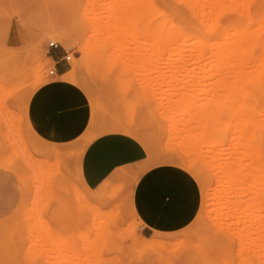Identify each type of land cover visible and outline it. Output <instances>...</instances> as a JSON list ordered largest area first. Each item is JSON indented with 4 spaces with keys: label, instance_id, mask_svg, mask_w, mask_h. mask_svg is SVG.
Masks as SVG:
<instances>
[{
    "label": "rangeland",
    "instance_id": "rangeland-1",
    "mask_svg": "<svg viewBox=\"0 0 264 264\" xmlns=\"http://www.w3.org/2000/svg\"><path fill=\"white\" fill-rule=\"evenodd\" d=\"M198 1L204 4L206 0ZM228 1L221 3L230 5L226 8L215 4V11H222L220 16L215 12L219 16L215 40L221 42L220 47L226 40L231 50L228 59L227 52H216L227 53L224 60L207 51L198 54L201 43L193 24H177V19L173 20L176 23L157 22L162 17L157 16L162 9L159 0H153L159 7L157 14L156 6L154 10L142 8L140 2L131 6L130 0L128 7L140 6L141 14H137L140 8L133 10L138 9L137 16L144 14V21L135 17L132 8H125L129 3L125 5L124 0H0V264H264V173L254 167L257 163L251 164L254 154H233L232 148L220 154V149L229 146L228 136L244 130L242 119L254 116L261 126L252 117L246 120L259 130L264 125V0ZM89 8H94L95 15ZM106 8L122 20L111 24V33L103 36L101 31L99 38L93 37L89 24L94 22L88 24L87 19L97 18L98 11L106 24L112 23L115 17L112 21ZM227 29L231 32L224 39L222 33ZM50 41L60 45L56 50L61 57L64 52L70 55L68 62L62 60L70 68L64 78L83 91L90 105L89 132L132 134L147 151L144 172L157 173L177 195L188 192L193 208L183 226L143 235L133 206L135 179L99 191L87 190L77 172L85 145L48 141L32 127L29 100L53 77L49 75L53 67ZM215 59L218 70L210 67ZM200 101L207 103L203 107ZM213 105L227 132H219L222 140L218 142L212 141L213 128L212 133L207 128L215 122L204 117V133L198 120L202 116L196 115L204 108L209 112ZM185 108L196 115L195 120L190 114L184 117ZM250 124L245 127L251 128ZM188 126L194 127L192 131L200 126L197 130L206 137H198V131L191 136ZM239 134L249 137L245 130ZM257 134L264 138V126ZM211 144L217 148H210ZM205 156L214 157L209 159L212 163Z\"/></svg>",
    "mask_w": 264,
    "mask_h": 264
},
{
    "label": "crops",
    "instance_id": "crops-1",
    "mask_svg": "<svg viewBox=\"0 0 264 264\" xmlns=\"http://www.w3.org/2000/svg\"><path fill=\"white\" fill-rule=\"evenodd\" d=\"M50 57L56 75L49 77L29 100L28 118L35 131L51 142L85 145L81 146L77 172L87 190L99 191L121 180L135 179L133 206L143 235L187 223L193 208L188 192L177 195L157 173L144 172L147 151L132 134L90 133L91 108L83 91L64 78L70 68L59 62L61 52L53 50Z\"/></svg>",
    "mask_w": 264,
    "mask_h": 264
},
{
    "label": "bare ground",
    "instance_id": "bare-ground-1",
    "mask_svg": "<svg viewBox=\"0 0 264 264\" xmlns=\"http://www.w3.org/2000/svg\"><path fill=\"white\" fill-rule=\"evenodd\" d=\"M125 1V5H127L128 3V5H127V7H125V8H128L127 10H129V8L130 7H128L129 5H130V0H124ZM126 1H128L127 2V4H126ZM133 0H131V2H132ZM159 1H161L159 4H161V7H162V9H163V13L161 14V11L160 10H162V9H160L159 10V7H157L156 5H155V3L153 2V0H142V2H140L139 0L137 1H133L132 3H131V6H133L132 4H135V5H137L136 3L137 2H140V6L143 8V7H150V9L151 10H154L153 9V7L154 6H156V8H155V10H154V12L156 13L157 12V10H159L157 13H159L157 16H159V20H157L156 19V21L157 22H160V23H163V22H173V20H175V19H177L176 20V22H180V23H177V24H181V23H186V25L185 26H189L190 24H191V26H193L194 28H195V35H196V38H197V41H198V43L200 42L201 43V49H199V50H197V52H198V54H204L206 51L207 52H209V53H211L215 58L217 57V56H215V55H218V57H219V53L217 54L216 52H221V53H224V52H227V53H225V55L223 54H221L220 55V57L222 56V58L224 57V56H227V55H229L226 59H228L229 57H230V52H231V50L229 51L228 50V48H229V46L227 45V43H224V42H226V40H223L224 42V45H225V47H223V43H222V46L220 47V44H221V42L219 43L218 41V43L216 42V40H215V28H218L219 27V23L218 22H216V23H218L217 25H218V27H215V20L221 15V13L220 12H222V11H219V9L221 8L220 6V8L218 7V11L219 12H216L215 11V7L217 8V6L215 5V4H217V5H220L221 3H223V4H225V2H226V4L227 3H229V1L228 0H224V2H223V0L221 1H216V3H215V0H201L202 1V3L204 2V4H201L200 3V1H198V0H163V2H162V0H159ZM228 1V2H227ZM145 2V3H144ZM217 2H220V4L219 3H217ZM97 3H98V0H97ZM96 3V4H97ZM141 3H142V5H141ZM144 3V4H143ZM154 4L153 6H151L150 4ZM122 4V3H121ZM147 4V5H146ZM230 4V3H229ZM228 4V5H229ZM103 5V4H102ZM227 5V6H228ZM97 6H100V5H98L97 4ZM140 6H135V7H131L132 8V10L134 9V8H140L141 9V7ZM221 6H223V7H227V6H225V5H222L221 4ZM230 6V5H229ZM91 7H92V5H91ZM103 7H105V6H103ZM152 7V8H151ZM100 8V7H99ZM99 8H97L98 10H99ZM125 8H123V9H125ZM130 8V9H131ZM158 8V9H157ZM225 8H222V10L223 9H225ZM229 8V7H228ZM227 8V9H228ZM90 9V8H89ZM94 9V8H93ZM92 9V10H93ZM100 9H103V11H104V8H102V6H101V8ZM111 9V8H110ZM109 8H106V10H107V12L108 13H110L109 15L111 16H113V12H112V9H111V11H109L110 10ZM92 10L90 9L89 11L90 12H92ZM115 9H113V11H114ZM221 10V9H220ZM229 10V9H228ZM228 10L227 11H225V12H228ZM94 11V13L92 12V14L93 15H95V10H93ZM123 11V10H122ZM133 11H135V12H133ZM132 11V13H135V17L137 16V14L139 15V14H141V12H143L142 11V9H141V11L139 10L138 11V9L137 10H133ZM139 13H138V12ZM106 12V13H107ZM136 12H137V14H136ZM218 14V13H220V14H218V15H216L217 16V18H216V16H215V14L216 13ZM87 13H89V12H87ZM96 17L98 18H94V19H92L91 20V18H88V19H90L91 21H89L88 19H87V21H88V24H89V22H94V23H92V25L91 24H89L90 26H89V28L91 29L90 30V33H91V35L93 34V37H94V35H95V37L97 36V35H99V32H103V36H105V35H107L108 33H111L112 31H113V28L111 27V24H113V23H116V22H118L119 20H122L121 18L120 19H118V18H116V15H114L113 16V18H112V21H113V19H114V17H115V19H114V21L112 22V23H109V22H107V24H106V22H104L105 21V19L104 18H102V14L101 15H99L100 14V12H99V14H98V11H96ZM103 13H105V12H103ZM107 13V14H108ZM127 13V12H126ZM131 13V12H130ZM132 13H131V15H132ZM156 13V14H157ZM155 14V15H156ZM97 15H99L100 16V18L97 16ZM161 15V16H160ZM88 16H92V15H88ZM134 16V15H133ZM142 16H144V14H142ZM142 16H137V18L138 19H142V21H144V18H145V16L144 17H142ZM94 17V16H93ZM104 17V16H103ZM141 17V18H140ZM148 17V16H147ZM111 18V17H110ZM158 18V17H157ZM137 19V20H138ZM149 20H150V18H149ZM108 21V20H107ZM110 21V20H109ZM176 22H173V23H176ZM230 22V21H229ZM106 24V25H105ZM188 24V25H187ZM193 24V25H192ZM229 24V23H228ZM228 26V25H227ZM93 27V28H92ZM221 27V26H220ZM53 28H54V30L56 31V30H58V31H60V29L59 28H56L55 29V27L53 26ZM94 28H97L96 30H94ZM222 28V27H221ZM221 28H220V30H221ZM89 30V29H88ZM94 30V31H93ZM99 30V31H98ZM106 32H105V31ZM219 30V29H218ZM92 31V32H91ZM223 31V30H222ZM229 29H227V30H225V32H223L222 33V35H224V39L225 38H229L228 36H229ZM98 32V33H97ZM231 32V31H230ZM102 33H100V35H101ZM221 34V33H220ZM220 36V35H219ZM92 37V38H93ZM98 37V36H97ZM101 37V36H100ZM90 38V37H89ZM91 38V39H92ZM99 38V37H98ZM222 40V39H221ZM91 42V41H90ZM216 42V43H215ZM87 43V42H86ZM215 44H218V45H215ZM88 46V45H87ZM87 46L86 47H84V48H87ZM90 46V45H89ZM88 46V48H90ZM217 46H218V50L216 49L217 48ZM219 48H220V50H219ZM217 50V51H216ZM227 54V55H226ZM233 54V53H232ZM231 54V55H232ZM236 54V53H235ZM234 54V55H235ZM225 58H223L224 60H225ZM217 59H219V58H217ZM217 59H215L214 60V62H211L210 64V67L212 66V68L215 66L216 67V69H217V66H218V69H219V66L220 65H218L219 63L217 62ZM220 60H222V59H220ZM230 61V60H229ZM228 61V64H230L231 63V61L229 62ZM224 62V61H223ZM220 63H222V62H220ZM227 63V62H226ZM216 64H217V66H216ZM224 64V63H223ZM227 64V65H228ZM222 65V64H221ZM205 67V66H204ZM210 67H209V69H210ZM228 67H230L229 65L227 66V69H228ZM217 69V70H218ZM224 70V69H223ZM222 70V73L224 72ZM225 70H226V66H225ZM230 70V69H229ZM36 71V70H35ZM205 71V70H204ZM220 71V70H219ZM218 71V72H219ZM206 72V71H205ZM217 72V71H216ZM225 73V72H224ZM230 73V72H229ZM218 74V73H217ZM219 75H220V73H219ZM212 76V75H211ZM203 77V76H202ZM206 77V76H205ZM216 77H217V75H216ZM223 77V76H222ZM152 79V78H151ZM202 79V78H201ZM218 79H221V76H220V78L218 77ZM218 79L216 78V80H217V82H218ZM224 79V78H223ZM222 79V80H223ZM163 80V79H162ZM207 80H208V78H207ZM213 80V79H212ZM225 80V79H224ZM199 81V80H198ZM202 81V80H201ZM219 81H221V80H219ZM152 82V81H151ZM197 82V81H196ZM213 82V81H212ZM222 83H223V81H222ZM160 84V83H159ZM201 84V83H200ZM219 84H221V83H219ZM207 85V84H206ZM209 85V84H208ZM211 85H212V83H211ZM213 85H214V83H213ZM212 85V86H213ZM215 85H216V82H215ZM214 85V86H215ZM222 85H224V83L222 84ZM199 86V85H198ZM204 86V85H203ZM210 86V85H209ZM190 87V86H189ZM207 87V86H206ZM219 87H221V85L219 86ZM170 88V87H169ZM204 88V87H203ZM197 89V88H196ZM168 91H170V90H168ZM200 91V90H199ZM199 91H197V93H199ZM154 92V91H153ZM168 93V92H167ZM166 93V94H167ZM175 93V92H174ZM187 94V93H186ZM207 94V93H206ZM198 95H201V94H198ZM197 95V96H198ZM204 96H205V93L203 94ZM163 96V95H162ZM165 96V95H164ZM170 96V95H169ZM173 96V95H172ZM179 96V95H178ZM207 96V95H206ZM166 97H167V95H166ZM195 97V96H194ZM184 98V97H183ZM190 98V97H189ZM193 98V97H192ZM186 99V98H185ZM188 99V98H187ZM187 99H186V101H187ZM197 99V98H196ZM213 99V98H212ZM184 100V99H183ZM191 100V99H190ZM198 100V99H197ZM177 101V100H176ZM188 101H189V99H188ZM187 101V102H188ZM214 101V100H213ZM201 102V101H200ZM209 102V101H208ZM156 103V102H155ZM164 103V102H163ZM188 103H190V101L188 102ZM199 103V102H198ZM197 102H196V104H198ZM202 104H203V107H204V104L205 103H207V102H205L204 101V103L203 102H201ZM210 103V102H209ZM215 103V102H214ZM213 103V104H214ZM194 104V103H193ZM192 104V105H193ZM165 105V104H164ZM179 105H180V103H179ZM179 105H177V106H179ZM190 105V104H189ZM201 105V104H200ZM208 105V104H207ZM212 104H210V106H211ZM166 106V105H165ZM164 106V107H165ZM174 106V105H173ZM195 106V105H194ZM181 107V106H180ZM187 107V106H186ZM192 106L190 105L189 107H188V109L189 108H191ZM206 107V106H205ZM213 107H214V105L212 106V108H211V110L213 111ZM168 108V107H167ZM171 108V107H170ZM194 108V107H193ZM197 108V107H196ZM198 110H199V108H197ZM207 109H209V107L207 108ZM217 109V108H216ZM219 109H221V107L219 108ZM218 109V110H219ZM223 109V108H222ZM221 109V110H222ZM238 109V108H237ZM169 110H172V109H169ZM178 110L180 111V109L178 108ZM182 110V113H183V110L184 109H181ZM186 110H187V108H185V114H184V117L185 116H187L186 114H190V112H188V110H187V113H186ZM205 110V111H204ZM210 110V109H209ZM208 110V111H209ZM210 110V111H211ZM175 111V110H174ZM176 111H177V108H176ZM190 111H191V109H190ZM195 111H196V109H195ZM195 111H194V113H195ZM207 112V110H206V108H204L203 109V111H202V113H200L201 112V110L199 111V113H198V111L195 113L196 115H197V118L198 117H201L202 116V119L201 118H199L198 120L200 121V122H202V124H201V126L203 127V125H204V123L203 122H205V119H206V121H208V119L210 118V120L212 121V122H215V124H212V125H210V124H208L209 126L207 127L208 129H209V131H210V133H212V129L211 128H213V131H214V133H213V136H214V138H213V140L209 137V140H212V141H217L218 142V140L219 141H221L222 140V135H223V133L224 132H226L224 129H225V127H223V125L221 124L220 125V121H219V119H221V118H219V115H217V116H215L217 113H216V111H215V107H214V113L211 111V112ZM236 111V110H235ZM239 111V110H238ZM237 111V112H238ZM241 111V110H240ZM181 112V111H180ZM179 112V113H180ZM193 112V111H192ZM223 112V111H222ZM167 113V112H166ZM178 113V111L176 112V114ZM203 113H205V115L203 114ZM211 113H213L214 114V116L211 114ZM232 113H234V111L232 112ZM239 113V112H238ZM237 113V114H238ZM241 113V112H240ZM168 114V113H167ZM171 115H173L172 113H170ZM193 114V113H192ZM192 114H190V117H192V119L196 116L195 114V116L193 117L192 116ZM207 114V115H206ZM244 114V113H243ZM246 114V113H245ZM160 115V114H159ZM177 115H180V114H177ZM164 116H165V114H164ZM221 116V115H220ZM240 115L238 114V118H244V115H242L241 117H239ZM248 116V115H247ZM246 116V117H247ZM175 117V116H174ZM204 117H206L205 119H203ZM214 117V118H213ZM252 118L254 117V116H251ZM251 117H247V118H245V119H242L243 120V122L245 123H243L242 122V124H244V130H245V132L247 133V134H249V137H244L243 135H241V136H239L240 134V132H244V130L243 129H238V130H240L239 132H237V133H235L234 131L236 130L237 131V129L236 128H234L235 130L233 131V130H231V132L233 131L234 133H232V135L233 136H228V137H231L232 138V140H231V138H229L230 140H231V143L228 141V143H229V146L228 147H226L225 146V148L224 149H220V154L223 156V152L224 151H226V150H229V148H232L233 149V154L234 153H237V154H241V153H244L245 154V156H246V154L249 156H251L252 157V155L251 154H254L253 155V157H254V159L252 158V160H250L251 161V164L252 165H254L255 163H257V165H254V167L256 166V167H258V168H260L262 171H263V173H264V138L263 137H260L257 133H259L260 134V130H261V128L264 126H262V127H260V130H259V126H261V124L258 122V119H252ZM163 118V117H162ZM177 118H179V117H177ZM181 118V117H180ZM189 118V116H187V118L186 119H188ZM196 118V119H197ZM218 118V119H217ZM248 118H251L250 120H257V123L258 124H260L259 126L258 125H256V124H254V122L253 121H251L252 123H253V125H252V123L250 124V121H249V123L247 122V120H248ZM164 119V118H163ZM174 119V118H173ZM172 118H171V120H173ZM176 119V118H175ZM174 119V120H175ZM185 119V118H184ZM216 120V121H214V120ZM247 119V120H246ZM193 120H195V119H193ZM204 120V121H203ZM222 120V119H221ZM239 120V119H238ZM245 120V121H244ZM177 121H178V119H177ZM179 121H180V119H179ZM185 122H186V120H184ZM183 121V122H184ZM168 122V121H167ZM175 122V121H174ZM182 121L180 122V123H183ZM191 122V121H190ZM193 122H195V121H193ZM192 122V123H193ZM211 122V123H212ZM222 122V121H221ZM239 122V121H238ZM247 122V123H246ZM256 122V121H255ZM173 123V122H172ZM176 124L178 123L179 124V122H175ZM175 123H173V124H175ZM199 123V122H198ZM207 123V122H206ZM231 123V122H230ZM229 123V124H230ZM240 123H241V119H240ZM177 124V125H178ZM190 124V123H189ZM194 124V123H193ZM197 124V123H196ZM228 124V125H229ZM232 124V123H231ZM231 124H230V127H232L231 126ZM248 124H250V126H251V128L249 127V126H246L247 127V129H246V127H245V125H248ZM183 125V124H182ZM185 125V124H184ZM183 125V126H184ZM187 125H188V123H187ZM195 125V124H194ZM193 125V126H194ZM199 125V124H198ZM206 125V124H205ZM214 125V126H213ZM218 125H220V126H222V127H217ZM227 125V126H228ZM238 125V124H237ZM255 125V126H254ZM207 126V125H206ZM206 126H204L203 128L201 127V131L202 132H204L205 133V127ZM185 127V126H184ZM198 127V126H197ZM196 127V128H197ZM211 127V128H210ZM254 127H256V128H254ZM186 128V127H185ZM187 128H189V126L187 127ZM192 129H194V127H191ZM191 128H189V130L191 129ZM195 128V129H196ZM214 128H215V130H214ZM198 129V128H197ZM195 130L196 132L198 131V130H200V126H199V129L198 130ZM220 129H222L221 131H220ZM229 126L227 127V131L229 132ZM249 129H252V131L251 130H249ZM254 129V130H253ZM218 130V131H217ZM243 130V131H242ZM247 130H249V131H251V134H252V132L254 131V133L256 132V137H254L255 135L254 134H252V135H250V132L248 131L247 132ZM190 131H192V130H190ZM189 131V132H190ZM195 131H192L191 133H196ZM201 131L199 132L200 133V135L198 134L197 136L198 137H202L201 135H202V133H201ZM222 131H223V133H222ZM219 132H221L222 133V135H220L219 134ZM230 132V133H231ZM190 133V134H191ZM194 133L193 134H191V136H193L194 135ZM216 133H218V134H216ZM227 133V132H226ZM225 134V133H224ZM247 134H245V135H247ZM172 135V134H171ZM208 135V134H207ZM231 135V134H230ZM203 136H204V134H203ZM212 136V137H213ZM226 136V135H225ZM243 136V137H242ZM190 137V136H189ZM197 137V138H198ZM204 137H206V136H204ZM204 137H202V139H204ZM215 137H217L216 139H215ZM191 139H193V137H191ZM201 139V138H200ZM199 140V139H198ZM193 141H195V140H193ZM208 141V140H207ZM226 141H227V138H226ZM191 142V141H190ZM198 142V141H197ZM188 143V142H187ZM191 143H194V142H191ZM228 143L226 144V145H228ZM197 144V143H196ZM195 144V145H196ZM210 144V143H209ZM185 145H186V143H185ZM189 145V144H188ZM194 145V144H193ZM194 145V146H195ZM206 145V144H205ZM180 146H182V147H184L183 145H180ZM179 146V147H180ZM198 146V145H197ZM211 146H213V144H211L210 145V148H211ZM181 147V148H182ZM185 147H187V145L185 146ZM184 147V148H185ZM191 146H189V147H187L189 150H191V148H190ZM201 147H202V144H201ZM206 147H207V145H206ZM213 147H215V148H217V146L216 145H214ZM212 147V148H213ZM221 147V146H220ZM221 147V148H222ZM187 148H185V149H187ZM195 148V147H194ZM197 148V147H196ZM206 149V148H205ZM180 150V149H179ZM182 150H183V148H182ZM184 151V150H183ZM192 151H193V148H192ZM204 151V150H203ZM211 151V150H210ZM239 151H242V152H239ZM185 152H187V150H185ZM194 152V151H193ZM196 152H197V150H196ZM214 152H215V150H214ZM214 152H212L213 153V156H214ZM239 152V153H238ZM199 153V152H198ZM205 153H209V152H207V149H206V152ZM211 153V152H210ZM216 153V152H215ZM218 153V152H217ZM216 153V154H217ZM215 154V155H216ZM219 154V153H218ZM196 155V154H195ZM199 155H201V156H203L201 153L199 154ZM209 155V154H208ZM236 155V154H235ZM242 155V154H241ZM228 156V155H227ZM249 156V157H250ZM197 157V156H196ZM200 157V156H199ZM205 157H208L207 159H208V162H211L212 163V161L211 160H209V159H213V158H209V156H205ZM204 157V158H205ZM212 157V156H211ZM219 157V156H218ZM256 157V158H255ZM206 159V160H207ZM217 159V158H216ZM218 159H220V158H218ZM221 159H223L222 157H221ZM235 159H237V158H235ZM242 159V158H241ZM251 159V158H250ZM256 159H257V161H256ZM225 160V159H224ZM232 160V159H231ZM243 160V159H242ZM203 161V163L205 162L206 163V161H204V160H202ZM223 161V160H222ZM245 161V160H244ZM248 161V160H247ZM249 161V162H250ZM234 162V161H233ZM236 162H237V160H236ZM238 162H239V159H238ZM204 163V164H205ZM219 165L221 166V162L219 161ZM223 163V162H222ZM226 163H228L227 161H226ZM245 163V162H244ZM254 163V164H253ZM207 164V163H206ZM229 164V163H228ZM227 164V165H228ZM230 164H231V162H230ZM234 164V163H233ZM232 164V165H233ZM248 164H250V163H248ZM258 164H259V166H258ZM208 165V164H207ZM210 165V164H209ZM218 165V164H217ZM218 165V166H219ZM235 165V164H234ZM242 165V164H241ZM237 166V165H236ZM245 166H247V164L245 165ZM230 167V166H229ZM235 167V166H234ZM240 167V166H239ZM238 167V168H239ZM242 167H243V165H242ZM255 167V168H256ZM244 168V167H243ZM248 168L249 167H247V170H248ZM257 168V169H258ZM230 169V168H229ZM233 169V168H232ZM241 169V168H240ZM246 169V168H245ZM214 170H215V168H214ZM244 170V169H243ZM250 170V169H249ZM236 171V170H235ZM239 172H240V170H238ZM219 172H220V170H219ZM244 172H246V171H244ZM215 173V172H214ZM234 173V172H233ZM247 173V172H246ZM260 173V172H259ZM211 174H213V173H211ZM224 174V173H223ZM227 174V173H226ZM247 174H249V173H247ZM253 173H251V175H252ZM240 175V174H239ZM262 175V174H261ZM219 176H220V174H219ZM228 175H226V177H227ZM247 176V175H246ZM250 176V175H249ZM252 176H254L255 177V174L254 175H252ZM224 177V176H223ZM261 177V176H260ZM227 178H229V177H227ZM226 178V179H227ZM240 178V177H239ZM221 179H222V176H221ZM253 179V178H252ZM257 179L259 180V178H258V175H257ZM262 179V178H261ZM224 180V179H223ZM230 180H232L231 178H230ZM254 180H256V177H255V179ZM263 181H264V176H263V179H262ZM222 181V180H221ZM224 181H227V180H224ZM223 181V182H224ZM241 181V180H240ZM254 182V181H253ZM229 183V182H228ZM227 183V184H228ZM246 183V182H245ZM219 184V183H218ZM258 184V183H257ZM221 185V184H220ZM259 185V184H258ZM222 186V185H221ZM231 186V185H230ZM260 186V185H259ZM216 187V186H215ZM221 188V187H220ZM223 188V187H222ZM248 188V187H247ZM261 188V187H260ZM103 189V188H102ZM214 189V188H213ZM219 189V188H218ZM224 189V188H223ZM228 189V188H227ZM226 189V190H227ZM237 189V188H236ZM219 191V190H218ZM222 193V192H221ZM226 193V192H225ZM251 193V192H250ZM229 194V193H228ZM252 194V193H251ZM217 195V194H216ZM238 195V194H237ZM219 196V195H218ZM247 196V195H246ZM227 197V196H226ZM256 197V196H255ZM254 197V198H255ZM212 198V197H211ZM213 198H215V197H213ZM220 198V197H219ZM224 198V197H223ZM236 198V197H235ZM264 198V197H263ZM247 199V198H246ZM252 199V198H251ZM220 200V199H219ZM224 200V199H223ZM228 202H229V200H228ZM243 202V201H242ZM246 202V201H245ZM244 202V203H245ZM228 204V203H227ZM264 204V203H263ZM229 205V204H228ZM248 205V204H247ZM238 206V205H237ZM241 206V205H240ZM264 206V205H263ZM223 207V206H222ZM228 208V207H227ZM232 208V207H231ZM236 208V207H235ZM221 209V208H220ZM238 209V208H237ZM245 209V208H244ZM248 209V208H247ZM254 209H256V208H254ZM263 209V208H262ZM208 210V209H207ZM235 210V209H234ZM241 211H243V209L241 210ZM245 211H246V209H245ZM249 211H251V210H249ZM260 211V210H259ZM262 211V210H261ZM230 212V211H229ZM249 214V213H248ZM261 214V213H260ZM217 215H219V214H217ZM228 215V214H227ZM245 215H247V214H245ZM251 215V214H250ZM249 215V216H250ZM216 216V215H215ZM261 216V215H260ZM256 217V216H255ZM254 217V218H255ZM211 218V217H210ZM247 218H250V217H247ZM252 218H253V215H252ZM253 218V219H254ZM258 218V217H257ZM256 218V219H257ZM221 219V218H220ZM227 219V218H226ZM254 221H255V219H254ZM237 224V223H236ZM244 224V223H243ZM254 224V223H253ZM259 224V223H258ZM255 225V224H254ZM243 226V225H242ZM251 226V225H250ZM256 226V225H255ZM262 226V225H261ZM253 227V226H252ZM261 228V227H260ZM264 228V227H263ZM262 228V229H263ZM242 229V228H241ZM246 229V228H245ZM261 230V229H260ZM247 231H248V229H247Z\"/></svg>",
    "mask_w": 264,
    "mask_h": 264
},
{
    "label": "built area",
    "instance_id": "built-area-1",
    "mask_svg": "<svg viewBox=\"0 0 264 264\" xmlns=\"http://www.w3.org/2000/svg\"><path fill=\"white\" fill-rule=\"evenodd\" d=\"M59 44L55 41H50L48 43V48L49 50H56L59 48ZM65 61V62H68L70 60V55L68 54V52H64V55L59 59V62L60 61ZM53 61V60H52ZM55 63H53V67L52 69L49 70V75L50 76H55L56 75V70H55V67H54Z\"/></svg>",
    "mask_w": 264,
    "mask_h": 264
}]
</instances>
